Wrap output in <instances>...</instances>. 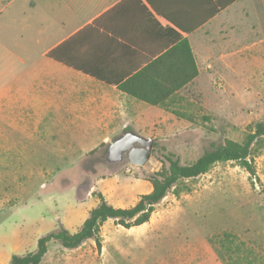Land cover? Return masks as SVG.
I'll use <instances>...</instances> for the list:
<instances>
[{
	"label": "rangeland",
	"instance_id": "rangeland-1",
	"mask_svg": "<svg viewBox=\"0 0 264 264\" xmlns=\"http://www.w3.org/2000/svg\"><path fill=\"white\" fill-rule=\"evenodd\" d=\"M185 95L166 113L145 117V130L132 124L157 142L144 166L106 160L108 144L122 131L79 133L70 146L61 133L33 141L15 132L26 147L5 148L0 163L3 262L36 251L61 223L77 232L99 203L96 191L116 207L134 206L152 190L148 176L162 168L165 155L192 163L227 139L243 141L264 121V58L222 69ZM252 158L256 175L237 162H219L181 181L147 223L126 228L108 219L99 232L101 249L94 238L77 248L54 240L40 264H264V138ZM88 180L90 187L79 189Z\"/></svg>",
	"mask_w": 264,
	"mask_h": 264
},
{
	"label": "crops",
	"instance_id": "crops-1",
	"mask_svg": "<svg viewBox=\"0 0 264 264\" xmlns=\"http://www.w3.org/2000/svg\"><path fill=\"white\" fill-rule=\"evenodd\" d=\"M260 58L264 0H0V163L26 147L15 132L70 146L85 132L145 130L198 81Z\"/></svg>",
	"mask_w": 264,
	"mask_h": 264
},
{
	"label": "trees",
	"instance_id": "trees-1",
	"mask_svg": "<svg viewBox=\"0 0 264 264\" xmlns=\"http://www.w3.org/2000/svg\"><path fill=\"white\" fill-rule=\"evenodd\" d=\"M196 74H198V69L195 68ZM190 78H193V76ZM185 84L174 85L172 91L176 92ZM119 88L150 104L162 105L167 108L170 106L166 98H154L151 95V90L149 92L141 88H131L126 84L119 85ZM262 138H264V121L258 122L243 141L227 139L223 143L206 150L192 163H183L179 157L173 154L165 155L161 160L163 163L162 168L150 173L148 176V180L152 183V190L141 194L134 206L129 208L116 207L107 200L102 191H96L94 194L98 196L99 203L90 210L88 217L77 232H71L61 223L57 229L39 239L36 251L27 252L26 254H14L9 264H40L48 252L49 243L54 240L66 248H77L87 240L94 238L98 248L101 249L102 241L99 232L102 224L108 219H114L117 224L126 228L147 223L155 211V206L181 181L199 177L209 172L219 162H237L248 170L251 175H256L252 153L254 145Z\"/></svg>",
	"mask_w": 264,
	"mask_h": 264
},
{
	"label": "water",
	"instance_id": "water-1",
	"mask_svg": "<svg viewBox=\"0 0 264 264\" xmlns=\"http://www.w3.org/2000/svg\"><path fill=\"white\" fill-rule=\"evenodd\" d=\"M155 138L127 130L112 140L106 149V160L111 164L127 160L130 164L144 166L151 159L155 147ZM90 180L85 181L80 188L90 187Z\"/></svg>",
	"mask_w": 264,
	"mask_h": 264
}]
</instances>
